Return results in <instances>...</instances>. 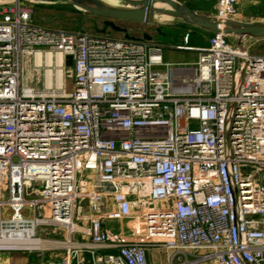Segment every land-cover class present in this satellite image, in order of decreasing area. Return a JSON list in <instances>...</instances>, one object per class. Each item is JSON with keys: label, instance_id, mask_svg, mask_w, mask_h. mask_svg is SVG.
Here are the masks:
<instances>
[{"label": "built area", "instance_id": "obj_1", "mask_svg": "<svg viewBox=\"0 0 264 264\" xmlns=\"http://www.w3.org/2000/svg\"><path fill=\"white\" fill-rule=\"evenodd\" d=\"M236 1L218 0L214 17L238 21ZM10 4L0 11V243H10L0 253L148 264L160 247L170 259L189 250L264 264V56L246 38L189 47L185 34L174 49L196 61L164 64L138 26L114 22L122 38L89 22L92 33L43 28ZM26 65L36 85L24 86Z\"/></svg>", "mask_w": 264, "mask_h": 264}, {"label": "rangeland", "instance_id": "obj_2", "mask_svg": "<svg viewBox=\"0 0 264 264\" xmlns=\"http://www.w3.org/2000/svg\"><path fill=\"white\" fill-rule=\"evenodd\" d=\"M15 0H0V11L10 7ZM19 5L23 8H33V13L38 16L43 22H51L57 26L58 29L68 31H78L84 33H92L91 25L87 22V17L81 15L67 6H57L52 8H40L37 6L36 1L40 2H56L59 0H18ZM158 4L162 10H170V8L160 2ZM177 4L184 6L185 8L203 13L211 16L216 15V8L218 0H173ZM237 18L239 22H246L252 24H264V0H237L236 1ZM157 19V18H154ZM101 20H97L100 22ZM156 22V21H155ZM132 24L118 23L117 26H131ZM140 30L147 34L152 35V42L161 44L162 46V62L163 63H177L188 62L196 58V54L187 51L174 50L171 45H182V38L185 34L188 35V46L191 47H205L210 38V34L200 31L196 28L184 25L181 21L172 19L171 22L160 23L156 22V25H142L136 24ZM156 29L158 31L156 32ZM105 36L111 38H122L117 32L112 30L108 31ZM228 42L236 45V37L228 36ZM243 46L247 48L248 52L254 56H264V40H255L246 38L243 41ZM163 69V68H162ZM34 72H32L29 65H26L23 70V84L24 86L35 85ZM65 90L70 92L72 89L71 81H65ZM46 236V235H45ZM49 236V235H47ZM57 240H63V237L56 236L50 237ZM59 247V246H58ZM64 251L55 252H42L39 254H27V253H0V264H43L45 261H53L62 259L64 257ZM80 255V254H78Z\"/></svg>", "mask_w": 264, "mask_h": 264}, {"label": "water", "instance_id": "obj_3", "mask_svg": "<svg viewBox=\"0 0 264 264\" xmlns=\"http://www.w3.org/2000/svg\"><path fill=\"white\" fill-rule=\"evenodd\" d=\"M160 2L166 4L170 10L154 9V0H59L50 3L36 1V4L43 7L67 6L86 16L87 22L93 25V31L97 34H103L107 28L117 33H125L116 27L114 22L154 26L156 25L154 15H165L208 34L222 33L238 40L242 38L264 40V24L233 20L220 22L214 16L191 11L173 0ZM95 19L104 21L103 29L96 28ZM125 38H128L127 35ZM145 38L151 40L150 37ZM71 64V57H66L65 67L70 68Z\"/></svg>", "mask_w": 264, "mask_h": 264}, {"label": "crops", "instance_id": "obj_4", "mask_svg": "<svg viewBox=\"0 0 264 264\" xmlns=\"http://www.w3.org/2000/svg\"><path fill=\"white\" fill-rule=\"evenodd\" d=\"M43 3H50V2H43ZM39 6V5H37ZM43 6H41L40 8H42ZM43 8H52V7H43ZM26 11L29 12L30 17L32 19V21L43 28H50V29H55L57 26H55V24L51 23V22H43L41 21V19L36 16L33 13V8L30 9H26L24 8ZM128 24V23H127ZM131 24V23H129ZM136 24H132L131 26H129V29H135ZM158 44V43H157ZM161 45V44H160ZM176 46H182L179 44L176 45H171V47H176ZM207 46V43H206ZM191 47V46H189ZM175 50V49H174ZM180 51V50H178ZM188 52V51H187ZM197 58V56H196ZM196 58L192 61H188V62H177V63H164V64H171V65H179V64H191L194 63L196 61ZM161 59H162V53H161ZM36 85V83H35ZM39 87V85H38ZM103 228L105 229H109L112 233L117 234L119 233L120 229L122 230V232L130 237L132 236V234L130 233V225L128 223H124L123 227L120 226L119 224H117L116 222H106L103 226ZM111 251H100L99 254H104V253H109ZM202 255V252L200 251H183L182 253L176 255L175 257L171 258V253L165 251L164 249L160 248V247H149L147 249V262L148 264H213L211 262H203L200 260V257ZM87 259V258H86Z\"/></svg>", "mask_w": 264, "mask_h": 264}, {"label": "bare ground", "instance_id": "obj_5", "mask_svg": "<svg viewBox=\"0 0 264 264\" xmlns=\"http://www.w3.org/2000/svg\"><path fill=\"white\" fill-rule=\"evenodd\" d=\"M16 1L17 0H15V2ZM158 2H159V0H154V3H153L154 9H160ZM154 18H157V19H154V21H156V22L158 21L160 23L171 22V20L173 19V18L165 16V15H154ZM45 58H46V60H45L46 63L49 64V56L47 55ZM59 61H60V58L56 57V65L59 64ZM38 63H39V60L36 58V64H38ZM59 75H60V73L58 72L57 73L58 78H59ZM7 244H10L9 241H2L0 243V246H7ZM24 245L25 244L23 242H21L20 244L16 245L15 248H23ZM25 247H27V246H25ZM1 248H3V247H1Z\"/></svg>", "mask_w": 264, "mask_h": 264}, {"label": "trees", "instance_id": "obj_6", "mask_svg": "<svg viewBox=\"0 0 264 264\" xmlns=\"http://www.w3.org/2000/svg\"><path fill=\"white\" fill-rule=\"evenodd\" d=\"M212 34H210V36H211Z\"/></svg>", "mask_w": 264, "mask_h": 264}, {"label": "flooded vegetation", "instance_id": "obj_7", "mask_svg": "<svg viewBox=\"0 0 264 264\" xmlns=\"http://www.w3.org/2000/svg\"><path fill=\"white\" fill-rule=\"evenodd\" d=\"M102 22H103V20H102Z\"/></svg>", "mask_w": 264, "mask_h": 264}]
</instances>
